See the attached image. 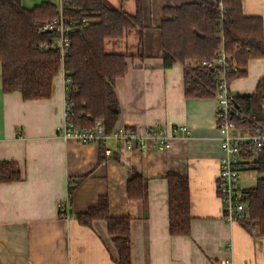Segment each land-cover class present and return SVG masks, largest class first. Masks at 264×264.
<instances>
[{
	"label": "crops",
	"instance_id": "1",
	"mask_svg": "<svg viewBox=\"0 0 264 264\" xmlns=\"http://www.w3.org/2000/svg\"><path fill=\"white\" fill-rule=\"evenodd\" d=\"M60 7L61 0H43ZM112 8L134 15L135 0H105ZM200 0H141L144 34L138 31L118 41L108 40L107 53L128 54V71L117 80L121 106L117 131H163L173 135L171 147L129 151L113 138L104 144L64 140L58 127L65 119V85L59 73L53 95L25 100L6 94L0 64V162H15L22 180L0 183V264H118V252L104 220L91 227L75 215L86 212L107 195L112 217L131 218V264H264V237L247 231L240 222L223 219L218 195L220 134L215 98L185 95V68L164 67L160 25L163 9ZM40 0H21L32 10ZM247 17H261L264 0H243ZM142 50L143 57H139ZM247 74L230 83L236 94H252L264 77V59L248 64ZM187 127L185 135L179 127ZM252 171L246 168L243 172ZM189 180L191 233H169V191L166 175ZM140 176L147 186L145 201L128 198V182ZM85 177L72 197L69 184ZM65 203L74 217L65 219ZM229 262V263H228Z\"/></svg>",
	"mask_w": 264,
	"mask_h": 264
},
{
	"label": "trees",
	"instance_id": "2",
	"mask_svg": "<svg viewBox=\"0 0 264 264\" xmlns=\"http://www.w3.org/2000/svg\"><path fill=\"white\" fill-rule=\"evenodd\" d=\"M134 15L110 7L105 0H61L65 19L75 24L67 32L71 47L62 63L52 44L56 32L43 28L59 16V7L44 2L32 10L23 8L21 0H0V64L2 88L6 94L21 93L25 100H46L53 95V82L63 67L70 80L67 86L69 119L75 128L91 131L101 122L106 136L117 131L121 106L115 91L117 80L126 76L128 54L107 53L108 40L123 39L130 31L139 34L142 46L144 16L141 0H135ZM222 4L220 9L219 4ZM85 21V22H84ZM162 59L165 68L180 63L185 68V95L191 99L216 97L213 69L203 63L211 61L224 48L231 64L237 68L228 74L231 81L247 74L248 64L264 59V23L261 17H247L243 0H200L197 3L167 6L160 25ZM138 56L143 57L142 50ZM232 121L242 134H255L264 129V77L252 94L234 95ZM101 144L100 160L104 159ZM246 148V168L257 173L256 184L244 190L248 214L240 224L249 232L256 230L264 237V148L253 157ZM85 177L72 181L69 197ZM22 180L15 162H0V183ZM169 191V233L189 236L191 203L189 180L177 173L166 175ZM128 198L145 201L147 186L140 176L127 183ZM86 212L75 215L78 222L91 227L104 220L117 249L118 264H131V218L112 217L107 195ZM61 213H63L61 211ZM74 217V215H73Z\"/></svg>",
	"mask_w": 264,
	"mask_h": 264
},
{
	"label": "built area",
	"instance_id": "3",
	"mask_svg": "<svg viewBox=\"0 0 264 264\" xmlns=\"http://www.w3.org/2000/svg\"><path fill=\"white\" fill-rule=\"evenodd\" d=\"M222 9V4H219ZM85 22V21H84ZM75 24L65 19L62 11V5L59 7V16L52 22L48 23L43 31L56 32L58 34L52 47L58 51L64 62L69 53L71 43L67 36V32L74 28ZM203 65L208 69L214 70L216 79V97L218 103L217 123L215 124L220 134V159H219V175L217 177L218 195L222 204L223 219L229 224L239 222L248 214V206L246 204L244 190L240 187L241 175L246 166V160L243 152L246 148L251 147L253 157H258L264 148V129L258 130L255 134H242L234 122L231 120L234 113L235 94L230 90L228 82V74L237 71L230 61V57L226 54L225 49L221 48L215 57ZM60 73L63 74L65 93V119L63 124L58 127L59 136L68 141L74 140L80 144L105 143L108 139L113 138L116 141L123 142L126 149L133 151L139 149L143 151L147 147H152L160 152H166L171 147L173 135L163 131L144 130L142 132H124L116 131L111 136H106L102 128L101 122H97L91 131H83L75 128L70 122L69 113L70 105L67 102V86L70 80L66 77V73L61 68ZM179 130L185 135H189L190 131L187 127H179ZM71 183L68 185L70 189ZM60 210L63 212L64 218H72L73 211L67 207L65 203H61ZM229 263V262H228Z\"/></svg>",
	"mask_w": 264,
	"mask_h": 264
},
{
	"label": "rangeland",
	"instance_id": "4",
	"mask_svg": "<svg viewBox=\"0 0 264 264\" xmlns=\"http://www.w3.org/2000/svg\"><path fill=\"white\" fill-rule=\"evenodd\" d=\"M30 2L32 0H29ZM43 0H40L42 3ZM258 177L257 173L254 171H246L243 172L241 175L240 179V187L245 190V189H250L255 186L256 184V178Z\"/></svg>",
	"mask_w": 264,
	"mask_h": 264
},
{
	"label": "water",
	"instance_id": "5",
	"mask_svg": "<svg viewBox=\"0 0 264 264\" xmlns=\"http://www.w3.org/2000/svg\"><path fill=\"white\" fill-rule=\"evenodd\" d=\"M237 108V106H235Z\"/></svg>",
	"mask_w": 264,
	"mask_h": 264
}]
</instances>
